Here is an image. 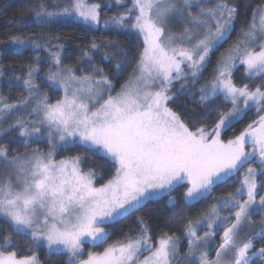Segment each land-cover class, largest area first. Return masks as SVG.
I'll list each match as a JSON object with an SVG mask.
<instances>
[{
  "label": "snow or ice",
  "instance_id": "snow-or-ice-1",
  "mask_svg": "<svg viewBox=\"0 0 264 264\" xmlns=\"http://www.w3.org/2000/svg\"><path fill=\"white\" fill-rule=\"evenodd\" d=\"M116 4L126 7V11L104 20L103 26L135 30L143 36L144 48L134 70L138 74L113 96L111 81L102 69L92 65L93 72L100 73L99 78L77 76L76 72L83 69L63 67L60 54L51 53L56 70L48 71L46 82L54 91L62 89L63 96L49 103L46 94L38 93V68L29 66L23 81L28 97L23 100L25 107L30 100H38L29 113H34L35 118H18L7 128L0 127V134L16 129L26 149L46 136L49 151L36 149L9 158L8 149L0 146V165L12 169L0 182V217L15 234L30 237L28 251L34 253L43 246L49 258L66 254V264H176L179 239L164 234L153 244L146 226L135 237L125 234L123 240L102 252L89 251L86 259L82 257L86 244L100 246L107 242L110 233L105 229L110 223L163 197H169V206H175L172 193L181 186H186L183 203L191 206L206 199L217 185L237 176L247 164L234 193L217 201L201 219L185 221L187 255L198 252V264H252L254 258H264V247L258 252L250 251L254 240H264V220L259 225L251 224L254 211L264 216V195H259L264 182L257 181L258 175L264 176V115H259L264 113V6L253 9L242 38L218 62L214 78L199 89L201 102L222 96V102L231 104L228 111L218 113L214 128L208 131L205 125L193 126L192 130L181 120L168 106L173 99L170 92L174 81H183L188 75L192 85L197 83V75L210 54L233 31L236 6L227 0H219L213 7L201 0H131V7L116 0ZM101 7L85 0H68L63 6L53 0L50 7L48 0H40L31 22L44 24L52 18L75 17L91 29L101 24ZM193 7L199 9L196 14ZM172 18L202 30V36L197 34L191 43L194 34L185 27L184 34L177 37L168 31ZM27 26L28 22L22 25ZM185 40L191 46H186ZM10 43L17 46V54L29 46L34 50L44 47L38 41L17 36ZM92 49L97 45L93 44ZM83 55L91 61L88 52ZM238 63L250 79H261L254 90L248 84L238 87L233 82ZM185 67L191 71L186 72ZM185 88L186 83H182L181 90ZM252 106L259 119L234 138L222 140L221 133L243 119ZM16 107L3 104L0 124L4 114ZM249 145L251 150L247 151ZM77 146L85 153L110 159L115 172L107 183L94 185L96 174L92 169L83 170L85 160L80 155L59 161L54 158L59 151ZM254 163L258 169L251 166ZM244 196L247 199H242ZM222 210L229 215L221 216ZM245 224L254 232L241 243L238 237ZM201 226L208 229L203 236L198 234ZM217 227H224L222 242L216 249V258L210 260L200 246L216 235ZM16 243L11 234L3 237L0 264H41L35 254L18 257L16 251L7 250ZM145 252L149 254L143 255ZM229 254L231 257L225 259Z\"/></svg>",
  "mask_w": 264,
  "mask_h": 264
},
{
  "label": "trees",
  "instance_id": "trees-1",
  "mask_svg": "<svg viewBox=\"0 0 264 264\" xmlns=\"http://www.w3.org/2000/svg\"><path fill=\"white\" fill-rule=\"evenodd\" d=\"M92 4H101V24L99 26L88 28L84 23L74 19H51L48 23H32L35 19L34 13L38 10L40 0H0V96L8 104H18L24 102L23 98L28 97V91L23 85L27 77L29 66L37 67L35 73V83L39 85V95H47L49 103H55L62 97L60 90L54 91L46 82V75L49 70L55 71V65L52 63L51 53H59L61 65L73 69H83L77 71V76L93 75L99 78L100 73L93 72L92 65L102 69L103 75L111 81V94L114 95L122 89L136 73L140 53L143 51L144 44L139 34L135 30L105 28L103 21L110 20L126 11V7L117 6L116 0H88ZM53 0H48L51 7ZM68 0H58L63 6ZM230 5L238 9L237 18L234 22L233 31L230 36L210 54L208 64L203 68L200 78L197 80L196 87L190 90V93L175 92L171 101V108L180 115V117L189 125L192 130L202 125L207 126L210 131L214 128L217 116L220 111H228L231 108L230 103H225L223 97L213 98L207 102H201L198 88L207 84L215 72L218 62L223 54L228 50L233 42L237 41L242 30H245L251 22L253 9L257 6H264V0H227ZM123 4L131 7V0H123ZM135 15V13L133 14ZM28 22L27 27L22 25ZM17 36L22 39L35 40L44 45L41 49L20 50L17 54L10 40ZM96 44L97 49H92ZM88 52L91 61L84 57ZM37 55L40 60L37 62ZM107 56L108 59H104ZM120 68H117V65ZM18 78V79H14ZM259 77L249 78L243 67H238L235 72L234 83L237 86L248 84L253 89L261 84ZM179 84L174 85L177 90ZM259 115H264L260 113ZM259 119L256 107L246 111L244 118L239 120L232 128L221 133V139L225 142L239 135L249 123ZM195 126V127H193ZM19 133L16 129H11L0 137V146L8 149V156L23 154L31 149L46 151L49 148L46 139H40L37 143L28 145L27 149L20 142ZM80 155L85 163L83 170L87 172L92 169L96 174L94 184L101 186L113 176L115 167L110 159L101 155H94L91 152L85 153L82 148L70 147L66 150L56 153L58 159L70 158ZM249 165H244L237 176L232 177L225 183L217 185L211 194L191 206L183 203V193L186 186H181L172 193V197L177 201L175 206H169V197H163L155 201L148 202L140 211L121 218L116 222L106 226V231L110 233L107 242L100 246L85 245L86 253L89 251L102 252L109 245L124 239L125 234L133 237L137 236L141 228L146 226L152 238V243L164 234L176 238H182L184 233V223L187 219H194L201 213L213 206L214 203L226 197L228 193H234L239 187L238 178H242ZM251 166H256L252 164ZM262 177V176H261ZM143 220V225L139 223ZM11 234L17 241L15 245L8 248V251H16L18 257L35 254L41 264H66L67 255H52L49 258L44 247H37L35 252L28 251L32 241L29 236L17 235L12 231L9 223L3 217H0V243L5 235ZM255 250L264 247V240H254ZM182 243V249L186 247ZM86 256V255H85ZM84 256V258H85ZM264 258H254L252 264H263Z\"/></svg>",
  "mask_w": 264,
  "mask_h": 264
},
{
  "label": "rangeland",
  "instance_id": "rangeland-1",
  "mask_svg": "<svg viewBox=\"0 0 264 264\" xmlns=\"http://www.w3.org/2000/svg\"><path fill=\"white\" fill-rule=\"evenodd\" d=\"M85 2L87 3V4H92V3H89V1L88 0H85ZM217 2H219V0H201V3H206V6L207 7H213ZM66 4V3H65ZM230 5V4H229ZM199 11V9L198 8H196V7H193V9H192V12H193V14H196L197 12ZM74 19V20H78V21H80V22H82L79 18H75V17H62L61 19ZM53 19V18H52ZM56 19H59V18H56ZM257 21H258V18H257ZM83 23V22H82ZM185 27H188L192 32H193V39H192V41H191V43H194L195 42V39H196V35L197 34H199V35H201L202 36V30H197V29H195L191 24H188L186 21H181L179 18H172L171 20H170V23H169V26H168V31H170V32H172V33H174L177 37H179L181 34H184V28ZM139 34V33H138ZM139 36H140V38H141V40L143 41V36L141 35V34H139ZM228 38V37H227ZM226 38V39H227ZM242 38V34L240 35V37L238 38V40L237 41H235V42H233L232 43V45L228 48V50L223 54V56H222V58L220 59V61L224 58V57H226L228 54H229V51L236 45V43L240 40ZM225 39V40H226ZM184 43L186 44V46H191V44L187 41V40H185L184 41ZM144 44V43H143ZM12 45V44H11ZM14 48H17V46H15V45H12ZM256 51H258L259 50V48L257 47L256 49H255ZM208 64V61H207V63H206V65ZM205 65V66H206ZM204 66V67H205ZM203 67V68H204ZM217 67H218V65H217ZM217 67H216V69H215V72H214V74H213V76H212V79L214 78V75H215V73H216V70H217ZM238 67H243L244 68V66L243 65H240L239 63L237 64V66H236V68L234 69V74H233V76H232V80H233V82H234V78H235V72H236V70H237V68ZM203 68L199 71V73H198V75H197V80L200 78V75H201V73H202V71H203ZM185 71L186 72H190L191 70L190 69H188L187 67H185ZM245 72V71H244ZM1 73V72H0ZM138 74V72H136L134 75H137ZM246 74V73H245ZM247 75V74H246ZM134 77V76H133ZM132 77V78H133ZM0 78H1V74H0ZM131 78V79H132ZM130 79V80H131ZM211 79V80H212ZM129 80V81H130ZM192 80V77H191V75H188L187 77H185L184 78V80L183 81H174V83H173V86H172V89H171V92H170V95H172V97H174V95H175V92L177 91V92H185V93H190V90L191 89H193L194 87H196V84L195 85H192L191 83H190V81ZM210 80V81H211ZM209 81V82H210ZM208 82V83H209ZM182 83H186V88L184 89V90H181V84ZM177 84H179V86H178V88H177V90H175V88H174V85H177ZM206 85V84H205ZM204 85V86H205ZM204 86H202V87H204ZM243 86V85H242ZM242 86H238V87H242ZM202 87H200V88H202ZM200 88H198L197 90H198V92H199V89ZM122 90V89H121ZM120 90V91H121ZM61 92H62V96H63V90L61 89L60 90ZM119 91V92H120ZM119 92H117V93H119ZM116 93V94H117ZM116 94H114L113 96H115ZM112 95V94H111ZM199 97H200V92H199ZM62 98V97H61ZM104 98H107V91L105 92V97ZM171 101L172 100H170L169 102H168V106L171 108V106H170V104H171ZM6 102H4V100H3V98H1V96H0V108H2L3 107V104H5ZM36 103H38V100L37 99H32V100H30V102L27 104V106L25 107V105H24V102H22V103H18V104H10V105H16L17 107L15 108V110H13V111H10V112H8V113H6V114H4V119H3V123L2 124H0V127H4V128H7L10 124H13L14 122H15V120L16 119H25V120H32V119H34L35 118V114L33 113L32 115H29V113H31V111H32V106L33 105H35ZM8 104V103H7ZM241 106H243L242 104H241ZM252 107H255V106H252ZM251 107V108H252ZM172 109V108H171ZM173 110V109H172ZM174 111V110H173ZM176 112V111H175ZM177 115L180 117V115L177 113ZM181 118V117H180ZM181 120H183L182 118H181ZM184 121V120H183ZM185 122V121H184ZM186 123V122H185ZM211 131V130H210ZM5 134V133H4ZM4 134H0V137L2 136V135H4ZM41 139H46L47 140V137L45 136V137H43V138H41ZM49 145V144H48ZM34 150H36L35 148L34 149H31V150H28L27 152H32V151H34ZM246 150L247 151H250L251 150V146L249 145V146H247L246 147ZM41 151V150H40ZM49 151V148H48V150H46V151H42V152H44V153H47ZM9 158H11V157H9ZM54 158L57 160V161H59V160H61V159H58L57 157H56V154L54 155ZM65 159V158H64ZM249 167V166H248ZM252 167H254V168H256L255 166H252ZM246 171H247V169H246ZM9 173H12V169H11V167H8V166H4V165H0V182H3L8 176H9ZM12 180H13V183H15V177H14V173H13V176H12ZM95 180V179H94ZM257 181H258V178H257ZM261 182H264L263 181V178H260L259 179V181H258V184L259 183H261ZM93 183H94V181H93ZM95 185V184H94ZM96 187H99V186H96ZM259 195H264V189H260V191H259ZM259 195L257 196V201L259 200ZM242 199H247V197L246 196H244V197H242ZM215 204H217V202L216 203H214L213 205H215ZM211 209V207L209 208V209H207V211L206 212H203V213H201L198 217H195L194 219H193V221H196V220H199V219H201L202 217H204V215L209 211ZM233 211H235V210H233ZM227 215H229V213H228V211H226V210H222L221 211V216H227ZM262 220H264V216H262L261 214H260V212L257 210V211H254L253 212V214H252V216H251V224L252 225H259L260 224V222L262 221ZM219 223V222H218ZM208 231V229L206 228V227H203V226H201L200 228H198V234L199 235H201V236H203V234L205 233V232H207ZM223 231H224V227H217L216 228V235L214 236V237H211L210 239H209V241H208V243L207 244H204V245H201L200 246V250H203V251H207L208 252V258L210 259V260H214L215 258H216V249L217 248H219V245H220V243L222 242V236H223ZM253 232H254V229L253 228H250L249 226H248V224H245L242 228H241V230H240V234H239V237H238V240H239V242H244L249 236H251L252 234H253ZM174 238H176V237H174ZM177 239H179V241H180V244H179V256H178V258H177V260H176V264H194V262H195V264H198V261H199V253L197 252V254L196 255H194V256H188L187 255V253H188V251H189V248H188V242H187V237L185 236V233H183V237L181 238H177ZM182 243L184 244V245H186L185 247V249L183 250L181 247H182ZM253 243L255 244V242L253 241ZM153 244H155V243H153ZM93 246V245H92ZM41 247H43V246H41ZM45 248V247H44ZM46 249V248H45ZM46 251H47V249H46ZM250 251H255V250H250ZM257 252H258V250H256ZM48 253V252H47ZM149 253L148 252H145L143 255H148ZM86 255V256H85ZM231 255L232 254H229V257H226L225 259H228V258H230L231 257ZM84 256H85V258H84ZM82 258H84V259H86L87 258V253H86V248H84V254H83V257ZM67 259H68V257H67ZM141 259H143V256H141ZM66 262H67V260H66ZM263 264H264V262H263Z\"/></svg>",
  "mask_w": 264,
  "mask_h": 264
},
{
  "label": "flooded vegetation",
  "instance_id": "flooded-vegetation-1",
  "mask_svg": "<svg viewBox=\"0 0 264 264\" xmlns=\"http://www.w3.org/2000/svg\"><path fill=\"white\" fill-rule=\"evenodd\" d=\"M255 164H256V166H257L256 168L258 169V168H259L258 164H257V163H255ZM246 165H247V164H246ZM257 178H258V181H259L260 178H263V181H264V176L261 177V176L258 175ZM255 246H256V244H254V249H252V250H255ZM255 251H256V250H255ZM253 260H254V259H253Z\"/></svg>",
  "mask_w": 264,
  "mask_h": 264
}]
</instances>
